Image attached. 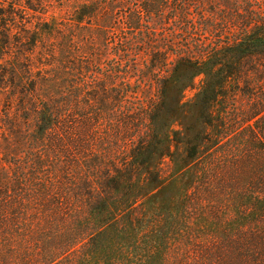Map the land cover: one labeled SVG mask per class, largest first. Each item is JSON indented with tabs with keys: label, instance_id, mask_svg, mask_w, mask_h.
<instances>
[{
	"label": "trees",
	"instance_id": "1",
	"mask_svg": "<svg viewBox=\"0 0 264 264\" xmlns=\"http://www.w3.org/2000/svg\"><path fill=\"white\" fill-rule=\"evenodd\" d=\"M105 1L0 0V264H264V0Z\"/></svg>",
	"mask_w": 264,
	"mask_h": 264
},
{
	"label": "rangeland",
	"instance_id": "2",
	"mask_svg": "<svg viewBox=\"0 0 264 264\" xmlns=\"http://www.w3.org/2000/svg\"><path fill=\"white\" fill-rule=\"evenodd\" d=\"M132 2H138L141 0H130ZM47 14L44 16L46 21L59 24V28L63 31V34L67 35L71 33L74 40H83L85 42L87 38H94L97 41V45L103 43L104 35L100 30L95 29V22H98L100 26H108L114 16L119 10L125 7V4L116 2L108 3L105 0H47ZM38 16V15H36ZM80 17L81 21L77 22V18ZM168 11H164V14L159 19L152 16L154 22L158 20L167 19ZM30 28H32L36 22L35 18H30ZM69 27V30H65ZM199 89V78H196L193 86L184 93L186 100L194 97ZM5 95L0 89V112L5 105ZM175 128H178L176 125ZM173 150V148H172ZM174 151V150H173ZM178 151H182V147H179ZM163 176H167L171 172V165L166 161L162 166Z\"/></svg>",
	"mask_w": 264,
	"mask_h": 264
}]
</instances>
